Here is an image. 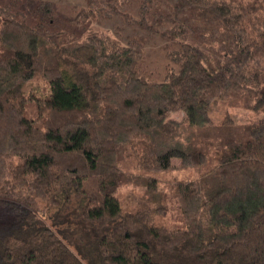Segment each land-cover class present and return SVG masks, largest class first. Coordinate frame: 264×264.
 <instances>
[{
    "label": "trees",
    "instance_id": "obj_1",
    "mask_svg": "<svg viewBox=\"0 0 264 264\" xmlns=\"http://www.w3.org/2000/svg\"><path fill=\"white\" fill-rule=\"evenodd\" d=\"M83 1L0 0V264H86L45 220L73 197L98 264H264V0ZM115 16L167 42L161 79L142 38L91 26ZM36 74L42 127L21 90ZM247 101L260 118L214 119ZM174 159L199 173L168 195ZM172 207L182 227L158 220Z\"/></svg>",
    "mask_w": 264,
    "mask_h": 264
},
{
    "label": "rangeland",
    "instance_id": "obj_2",
    "mask_svg": "<svg viewBox=\"0 0 264 264\" xmlns=\"http://www.w3.org/2000/svg\"><path fill=\"white\" fill-rule=\"evenodd\" d=\"M58 10L66 15L71 16L73 14L74 6H80L84 4L83 0H52ZM34 5L33 0H25V7L27 10H31ZM132 6L126 7L131 11ZM96 29H103L109 31L111 34L120 38L123 42L127 41L132 36L142 38L145 50V63L144 69L149 72L154 79H161L165 73L168 60L165 56V49L167 42L157 34L148 32L140 27L132 26L129 23L124 22L119 16H115L108 20H102L101 22H95L91 24ZM22 93L26 99L25 114L28 118L32 119L34 123L42 127V115L37 112L38 102L44 99L49 93L48 80L41 75L36 74L33 78L26 81L21 87ZM255 97L252 98L254 102ZM250 102H241L231 104L228 107L220 106L214 113V119H220L222 112L228 110L230 115L236 122H247L256 120L263 115V112L259 110H253L250 106ZM264 103V101H263ZM263 107V106H262ZM223 108V109H221ZM179 161L174 159L172 161L173 168L166 171H158L155 175L159 178L158 188L161 187L163 191L168 195H171L169 185L173 180L177 179H195L198 176L199 168L197 167H176ZM143 187L136 185H125L118 190L119 196L122 198L124 204H133L134 200H139V197L143 194ZM78 200H70V203H63L59 207L50 208L45 213V220L51 226L60 237L63 239L70 248L82 257L86 264H98L96 260V253L93 250L91 244L84 245L86 241L94 238V232L90 225L82 222L79 216L80 204L77 205ZM68 204V205H67ZM38 207L42 208L41 201L38 203ZM14 208L8 206V204H0V221L7 220L14 215ZM158 220L168 225L169 227H182V222L177 217L176 208L172 207L165 215H161Z\"/></svg>",
    "mask_w": 264,
    "mask_h": 264
}]
</instances>
